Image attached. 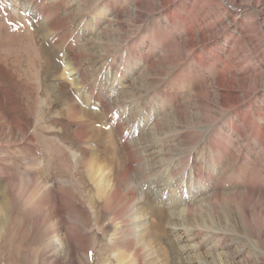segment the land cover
Segmentation results:
<instances>
[{
    "label": "rangeland",
    "instance_id": "1",
    "mask_svg": "<svg viewBox=\"0 0 264 264\" xmlns=\"http://www.w3.org/2000/svg\"><path fill=\"white\" fill-rule=\"evenodd\" d=\"M25 1L0 0V110L5 111L0 154L8 158L16 184L44 185L56 178V186H73L77 168L62 164L84 148L95 161L88 174L102 167L86 183L89 188L99 190L109 173L116 181L127 169L130 180L121 191L134 196V208H127L131 215L120 219L129 229L125 235L115 234L106 212L97 222H106V231L99 232L89 214V264H102L100 257L118 264L114 255L124 252L119 241L126 238L139 245L135 264H264V204L245 195L251 185L264 192V181L257 187L250 181L259 170L264 175V154L252 125L264 130V72L245 85L249 92L259 88L254 97L242 95L240 105L222 107L218 75H229L223 67L227 53L193 47L187 34L195 23L181 34L172 24V14L187 13L193 1L163 10L158 0H27L28 10L42 6L30 14ZM220 1L227 16L218 12L221 20L213 26L235 16L262 30L253 6ZM212 4L206 3L207 10L215 8ZM229 30L219 37L222 47L232 46ZM216 54L221 59L210 65ZM46 56L51 62L44 65ZM12 124L24 127L28 146L13 145L18 136L10 131ZM242 136L250 142L241 144ZM48 235H30V250L21 235L3 237L0 264L5 255L11 264H37L40 257L47 264L44 248L53 253L60 244ZM80 256L83 264L84 253Z\"/></svg>",
    "mask_w": 264,
    "mask_h": 264
},
{
    "label": "bare ground",
    "instance_id": "2",
    "mask_svg": "<svg viewBox=\"0 0 264 264\" xmlns=\"http://www.w3.org/2000/svg\"><path fill=\"white\" fill-rule=\"evenodd\" d=\"M26 1L25 7L26 11H28L29 14L30 12L33 13L36 10H40V8L42 9V6L35 5L33 9L28 10L27 7L32 4H28ZM158 1L160 8L163 10H169L172 6L178 3L181 4L184 1V3H186L187 1H193L191 3V7L186 8L185 6V8L187 9V13L182 12L178 14H172V24H174V27L179 31V34H181L185 25H192L193 23H195L191 27V32L187 34V36L190 37V44L193 47H196L197 44H199L200 46H215L217 50L221 49V52L227 53L223 67L226 69V71L229 72V75L223 72H218V82L220 86H217V89L220 95L221 102H225L222 107H224L226 110L231 109V107H235L241 104L240 96L244 95L245 98H252L259 92L258 87L252 89L249 92L247 91L245 85L248 83V81L256 80L258 74L264 72V47H261L262 45L260 46L261 42L264 43V0H243L247 5H251L256 10H258L259 16L257 17L262 21V30L254 24L248 26L244 21L235 18V16L231 17L230 23L223 24V22L220 21L218 26H213L216 21L221 20L218 12H221L225 16H227L223 8V4L220 0H205L206 3L216 4L215 8H210V11L207 10L206 3L203 2L204 0H201V5L196 4L198 3V0ZM235 2H237V0H229L230 4H234ZM133 14L134 16L138 15L136 11ZM177 21H181L182 25H176L175 23ZM49 28L50 32L56 31V27L51 26ZM193 28H197V30L193 31ZM229 29L233 30L234 34L232 36V46L231 48L222 47L219 44V37H221L223 34H227L230 31ZM254 36L261 40L259 44L255 40ZM211 59L214 61H211L210 65H214V63L219 61L221 58L216 54ZM49 62H51L49 60V56H46L44 59V65ZM242 65H245L246 67L244 68V66L242 67ZM53 67L55 69H58L56 66ZM249 67H251V69H249ZM71 69L72 68H70L69 70ZM233 70L238 71L237 74L234 73ZM74 85L75 87L77 86V84L75 83ZM236 88H239L237 89V93L235 91ZM222 92H227V95L223 94ZM210 94L212 96V93ZM261 104L264 105V99H261ZM4 112V110H0L1 118L4 116ZM252 125H254V132L256 133V135H258L256 140L259 141V146H261L259 152L264 154V130L259 125ZM3 131L4 128L0 125V137ZM10 131L12 132L13 136L15 134L18 136L17 139H14L13 145L21 146V144H23L26 146L28 144H24L25 129L22 125L17 124L14 126L12 124L10 125ZM227 142L230 143V140ZM247 142H250V138H247V136H242L240 138L241 144H245ZM218 144L216 145L222 146L224 145V142H219ZM30 150L32 149L30 148ZM5 154L7 155V153ZM4 156L5 155L0 154L1 165L6 166H0V175L2 176H0V178H3L2 180L6 181L4 189L0 191V196H2L0 202V245H4L5 243V241L2 242L3 237H6V239L8 240H12L18 235H21L23 243L26 244V247L28 248L26 250H30L29 243L33 242V240L30 238V235L37 238V236L41 237L40 235L42 234V232H44L45 234L50 233V235H48L49 238H51L50 236H52V238L56 237V241H59L60 244L53 253L50 249L44 248V250L47 249L46 254L48 253V257L46 259L48 260V262H46L47 264H81V253H84L85 262L83 264H89V247L87 246L86 236L87 232H92L91 230L93 228L92 226H90V222L92 220L89 214H92V217L95 218L94 220H96V225L94 226L99 232L104 233L107 228L106 222L102 225L98 224L99 216L101 213L104 214V212L110 215L108 218V222L110 224L116 225L118 232L115 234L117 236L125 235L128 232V226L123 224V221L120 220L121 218H129V216L131 215L127 212L128 206L134 208V196L132 198H128V191L127 193H125V195H123L121 191V185L124 186L126 182L128 184V181L130 180L128 175L129 171L127 169H124L122 171V175L118 176L116 181L115 177L112 178L109 173L103 180V183L97 184V189L99 190H96L92 186L91 188H89V185L91 184L86 185V183L95 180L96 172H102V167L99 166L96 171L91 169L88 174V169L92 167L95 161L92 160L87 151L83 148V150L81 151L70 153L71 158L62 164V168L65 169L77 168L75 170L79 175V178L72 182L74 184V187L64 185L63 183L61 184V186H56L54 182V179L56 178L47 179L44 182V185H31L27 183L16 184L17 182L14 179H17V176L15 174H12L11 170L8 171L9 160L7 157L4 158ZM130 163L132 164L133 162L131 161ZM81 167L84 168L83 172L79 169ZM58 174H60L58 176L59 181L63 180L62 172H59ZM261 174V170H259L257 174L251 176L250 181L253 185L256 186L257 183H262V181H264V175ZM80 178L88 179H86V181H80ZM127 178L129 180H127ZM22 180L23 179L19 181ZM247 190L248 191L245 193L246 196L253 200H255V198H258V201L260 199L264 204V192H258L252 185L249 186ZM93 191H95L94 194ZM19 195H21V198L18 197ZM241 195H244V193ZM122 196L127 199L124 201ZM16 198L19 199V204L22 202L27 205L25 211L20 209V206L15 201ZM261 210L264 211V206L261 207ZM247 211L248 209L246 208L245 212L247 213ZM15 213H17L16 216H14ZM158 216L159 218H161V216L163 215L159 213ZM134 219L136 220L137 217H133V220ZM16 225H18L17 232H15L14 229ZM115 240L116 239H114V241ZM132 241L133 239L129 238L119 241V244L122 246V249H124V252L122 253L121 251V253L114 255V257H116L115 261L118 264H122L125 260H128V264H135L134 260L138 256L139 245L134 244V242ZM128 248L132 249V253L127 250ZM91 249H94V247L90 248V250ZM26 250L24 251L27 252ZM3 252L4 254L6 253V251ZM1 253L2 251H0V254ZM18 253L21 254V260L26 259V256L23 255L24 253H22V251H19ZM99 261L102 264L104 262L106 263L105 259L103 260L101 257ZM11 262L12 261L8 260V256L5 255L4 263L11 264ZM37 264H43V259L41 260V257Z\"/></svg>",
    "mask_w": 264,
    "mask_h": 264
}]
</instances>
